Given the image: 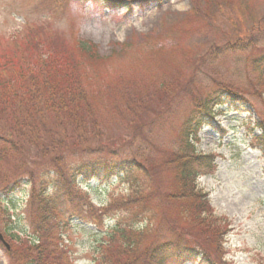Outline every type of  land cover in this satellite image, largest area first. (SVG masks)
Wrapping results in <instances>:
<instances>
[{"label": "rangeland", "instance_id": "1", "mask_svg": "<svg viewBox=\"0 0 264 264\" xmlns=\"http://www.w3.org/2000/svg\"><path fill=\"white\" fill-rule=\"evenodd\" d=\"M193 2L127 0V4L109 10L92 3L60 0H0V64L5 58L15 57L19 49L28 58L32 56V46H24L27 38L36 44L51 40L60 54L74 49L77 42L95 46L100 59L76 54L80 64L78 85L84 87L97 110L100 135L104 141L112 142L106 143L108 149L122 154L131 151L130 146L126 147L131 144L138 149L133 151L152 177L139 181L144 184L140 193L152 192L155 198L147 209L154 224L142 241V248L167 241L183 228L174 206L163 202L166 195L174 193L177 181L165 163L183 146L180 138L194 93L209 92L219 81L238 89L248 100L251 107L244 109L250 113L228 110L217 116L215 127L197 132L195 152L213 155L216 170L198 177L196 188L208 196L214 220L228 229L222 239L223 261L264 264L263 144L252 140L253 136L260 138L257 129L250 133L256 122L264 123V91L256 82L261 73L264 78V70H250L251 59L264 52V0ZM75 51L78 53L77 48ZM35 62V58H30L24 68H35ZM130 101L134 108L128 105ZM185 153L188 152L184 150ZM66 155L70 157V152ZM14 166L15 161L3 162L0 177L6 173L10 178ZM77 186L90 207L84 209L89 212L81 213L80 219L70 214L60 218L52 241L48 246L42 245L43 263L112 264L113 259L117 264L119 255L106 242L121 219L113 211V201L127 199L129 187L119 179L91 180ZM26 193L27 189H23L1 204L7 209L8 229L18 239L30 242L34 237ZM135 218L134 215L132 219ZM135 226L142 229L145 223ZM5 227L0 222V228ZM4 240L9 248L0 245V264H27L23 261L24 248ZM12 247L9 259L6 252ZM104 252L106 257L102 258ZM51 256H56L54 262ZM126 263L121 259L119 264Z\"/></svg>", "mask_w": 264, "mask_h": 264}, {"label": "trees", "instance_id": "2", "mask_svg": "<svg viewBox=\"0 0 264 264\" xmlns=\"http://www.w3.org/2000/svg\"><path fill=\"white\" fill-rule=\"evenodd\" d=\"M60 1L92 3L107 9L127 4L124 3L127 0ZM191 1L196 4V0ZM25 45L27 48L32 46V56L28 58L19 49L15 57L5 58L0 64V165L16 162L15 172L10 178L6 173L0 177V222L6 225L4 229L0 228V234L13 245L24 248L26 259L23 261L44 264L45 249L42 245L50 244L54 228L60 225V218L70 214L80 219L81 213L89 212L90 207L86 206L84 196L77 190L79 182L117 178L129 187L130 192L127 199L113 201V211L119 213L121 219L108 234L106 245L112 246L119 255L120 258L116 257L117 264L121 259L127 260L126 264H227L223 261L222 239L228 229L214 220L207 195L196 188L198 176L215 171L214 157L194 154L189 139L195 140L196 131L201 126H214L215 116L224 112L217 111V108L250 113V110L244 109L251 106L243 94L231 84L220 81L209 92L197 90L194 93L180 138L183 146L180 153L171 154L165 163L172 168L177 181L174 193L166 195L163 202L174 206L183 228L175 231L167 241L150 243L142 248L141 243L154 224L153 215L147 209L148 205L153 206L155 198L152 192L140 193L144 184L139 181L152 177L147 174L146 165L136 157L138 149L131 144H126L131 151L122 154L108 149V144L112 145V142L104 141L100 135L97 110L88 100L84 87L78 85L80 64L76 54L78 57L97 59L95 46L90 42H77L75 48L78 53L74 48L59 49L66 53L60 54L51 40L36 44L27 38ZM30 58L36 59L35 68H24ZM258 67L264 68V52L250 61L251 73H256ZM217 78L220 80V73ZM256 82L264 91L262 73ZM128 105L134 108L133 101ZM255 129L259 130L260 138L253 136L252 140L261 141L264 155V123L256 122ZM250 130L252 133L253 129ZM184 150L188 153L184 154ZM68 152L70 157L66 155ZM50 188L54 193L49 191ZM23 189H27L28 220L33 242L18 239L8 229L7 209L1 204L2 200ZM66 203L70 206L66 207ZM133 214L135 220L132 219ZM143 222L145 227L137 229L135 224ZM13 251L12 247L6 252L9 259ZM104 256L105 252L101 254L102 258ZM51 257L54 262L56 256ZM111 262L116 264L113 259Z\"/></svg>", "mask_w": 264, "mask_h": 264}, {"label": "water", "instance_id": "3", "mask_svg": "<svg viewBox=\"0 0 264 264\" xmlns=\"http://www.w3.org/2000/svg\"><path fill=\"white\" fill-rule=\"evenodd\" d=\"M1 239V238H0Z\"/></svg>", "mask_w": 264, "mask_h": 264}]
</instances>
